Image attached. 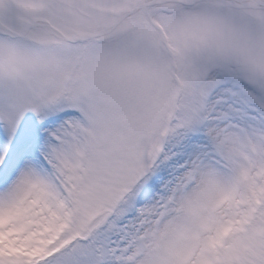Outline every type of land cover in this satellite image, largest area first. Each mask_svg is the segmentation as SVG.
<instances>
[{
    "label": "snow or ice",
    "instance_id": "1",
    "mask_svg": "<svg viewBox=\"0 0 264 264\" xmlns=\"http://www.w3.org/2000/svg\"><path fill=\"white\" fill-rule=\"evenodd\" d=\"M0 264H264V0H0Z\"/></svg>",
    "mask_w": 264,
    "mask_h": 264
}]
</instances>
